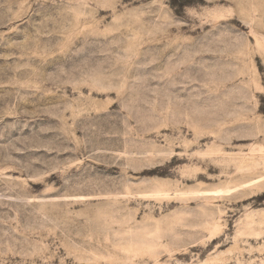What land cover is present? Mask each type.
<instances>
[{
	"label": "rangeland",
	"instance_id": "374dc122",
	"mask_svg": "<svg viewBox=\"0 0 264 264\" xmlns=\"http://www.w3.org/2000/svg\"><path fill=\"white\" fill-rule=\"evenodd\" d=\"M256 125L264 0H0V264H264Z\"/></svg>",
	"mask_w": 264,
	"mask_h": 264
},
{
	"label": "bare ground",
	"instance_id": "6f19581e",
	"mask_svg": "<svg viewBox=\"0 0 264 264\" xmlns=\"http://www.w3.org/2000/svg\"><path fill=\"white\" fill-rule=\"evenodd\" d=\"M261 124H263V123H261ZM252 126V125H251ZM257 126V129H258V131H260V129H262L261 127H263V129H264V126L263 125H260L261 127H259L258 125H256ZM251 128H253V127H251ZM257 129H255V130H257ZM253 130H254V128H253ZM257 131V132H258ZM262 131V130H261ZM264 152V151H263ZM263 177H258L257 179H255L254 180V183H261V182H263ZM231 189V188H230ZM221 190H223V189H221ZM220 189H219V191H221ZM225 191V190H224ZM204 192V191H203ZM208 192V191H207ZM212 192V191H211ZM226 192H228V191H226ZM207 194V193H206ZM209 194V193H208ZM213 194H214V191H213Z\"/></svg>",
	"mask_w": 264,
	"mask_h": 264
}]
</instances>
